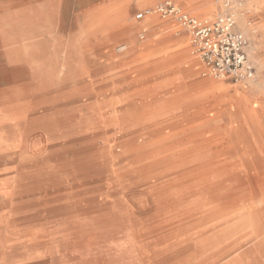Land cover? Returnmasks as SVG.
Wrapping results in <instances>:
<instances>
[{"label":"rangeland","instance_id":"1","mask_svg":"<svg viewBox=\"0 0 264 264\" xmlns=\"http://www.w3.org/2000/svg\"><path fill=\"white\" fill-rule=\"evenodd\" d=\"M168 1L211 20L238 1L249 28L244 34L253 77L205 75L188 30L155 12ZM219 1L0 0V210H8L0 219V264H146L145 257L162 247L159 240L196 248L187 247L183 264H224L234 257L259 264V251L250 246L264 240V191L240 192L228 229L209 231L201 219L211 209L206 195L182 197L175 189L177 201L165 210L164 222L151 224L142 199L146 187L128 177L137 161L107 163L101 151L106 130L122 134L124 121L137 114L181 115L192 94H213L204 90L209 83L221 85L216 93L241 95L264 108V0ZM146 10L154 12L138 19ZM229 117L205 127L254 136L252 124ZM245 145L240 154L252 156L253 141ZM80 150L90 166L76 168ZM246 198L252 207H245Z\"/></svg>","mask_w":264,"mask_h":264},{"label":"bare ground","instance_id":"2","mask_svg":"<svg viewBox=\"0 0 264 264\" xmlns=\"http://www.w3.org/2000/svg\"><path fill=\"white\" fill-rule=\"evenodd\" d=\"M219 2L221 3V0ZM228 5L229 3L226 6ZM224 11L233 13L235 18L238 19V28L243 33H249V28L244 24L243 6L238 4V1H235V3L230 7L225 8ZM38 55L39 54H37V56ZM254 59L256 61L259 60V58L257 56L255 57V55ZM250 82H254L257 87H260V83L257 80L254 79ZM209 88L211 89L210 91L213 90V94H210L207 97L200 95L202 91L200 93L197 91L198 93L195 95L192 94L190 100L187 101L188 103L184 102L183 107L186 111L181 115L176 114L174 116H165L167 113H165L164 111L154 114L146 113L144 116H142L141 114H137L135 117L124 121L125 128H123L124 130L122 134L117 135V130L112 128L106 130L104 133L102 132L104 135L103 143L101 145V151L107 163H111L114 159H116L117 161H121L123 159H134L135 161H137V165L133 170L134 172L130 173L128 177H136L138 180H142L141 182H143V185L146 187V189L143 190L144 192L142 194V199L147 206V211L146 213H143L148 216V220L152 221L151 224L164 222L163 220L165 217L163 216L165 210L173 206V204H175L177 201V198H174L172 196V191L175 189L179 190V192H182V197H189L196 193H202L206 195V201H204L206 204H204L206 206H210L211 209L208 210L206 214H202L201 219L206 224L205 229H209V231L216 229L220 230L221 228L228 229L227 227L234 221L237 216L236 213L239 210L241 200L239 199L240 192H243L246 189L264 191V108H260V103L258 101L248 99L247 97H243L241 95L229 97L225 93H216L217 90L222 88L221 85L209 83L204 88V90H209ZM248 103L252 106L246 108V104ZM225 116H233L232 119L235 118L236 120L242 122L247 126L249 124H252L257 131L253 136L250 135L251 133L249 134L245 130H243L242 133L237 131L225 133L220 129H206L205 126H208V124L212 123L213 121L224 118ZM62 123H65V121H63ZM250 140L253 141L254 144V153L252 156L244 157V155H241L240 153H246L248 146L245 144H248ZM112 141H117V143L112 146ZM87 154L88 153L86 150H80L79 153L76 154L78 155L75 160L76 164H80L76 168L84 167L81 162H84V164L86 162L87 164ZM87 165L90 166V164ZM74 170L73 171L76 172L75 168ZM103 176L105 178V175ZM119 181L123 180L120 179ZM41 190L43 191V189ZM121 197L123 196L121 195ZM253 203H251L249 199L243 202L246 208L252 207ZM186 206L185 209H187ZM184 211L187 212V210ZM106 214L108 215V213ZM93 216L96 215L94 214ZM84 217H86V215ZM250 221L252 222V220ZM4 232L6 233V231ZM257 232V230L254 231V237H258ZM74 234H76V232ZM155 239H157V237ZM166 241L167 240L158 241V245L162 247L151 256H148L147 258L145 257L146 264H183V262L185 261V259H183L184 255L186 254V252H188L187 247L190 246L188 250H196V248L192 247L191 244H189L188 246H185V244V247L179 246L180 242H178L177 240L170 242V244L166 243L164 245ZM256 241H254L255 243L252 244L250 248H254L259 251V258L257 260V263L264 264V240H260L257 242ZM196 246L200 245L196 244ZM9 248L10 246L7 245L6 242V244H4V249L6 250ZM202 258H204V256ZM197 259H199V257ZM112 262H114V260H112ZM224 264L245 263L242 259H237L234 257L224 262Z\"/></svg>","mask_w":264,"mask_h":264},{"label":"built area","instance_id":"3","mask_svg":"<svg viewBox=\"0 0 264 264\" xmlns=\"http://www.w3.org/2000/svg\"><path fill=\"white\" fill-rule=\"evenodd\" d=\"M146 10L138 14L141 19ZM155 12L162 17H175L191 35V45L204 67L205 75L245 81L254 75V67L248 56V39L237 29L233 13L226 12L215 19L200 18L182 10L168 1L158 5Z\"/></svg>","mask_w":264,"mask_h":264},{"label":"crops","instance_id":"4","mask_svg":"<svg viewBox=\"0 0 264 264\" xmlns=\"http://www.w3.org/2000/svg\"><path fill=\"white\" fill-rule=\"evenodd\" d=\"M208 85V84H207ZM1 208V207H0ZM8 210H0V219L1 217L5 216L7 214Z\"/></svg>","mask_w":264,"mask_h":264}]
</instances>
